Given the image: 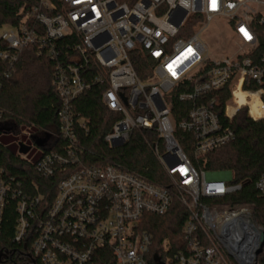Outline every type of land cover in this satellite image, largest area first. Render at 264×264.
<instances>
[{
    "label": "built area",
    "instance_id": "obj_1",
    "mask_svg": "<svg viewBox=\"0 0 264 264\" xmlns=\"http://www.w3.org/2000/svg\"><path fill=\"white\" fill-rule=\"evenodd\" d=\"M258 23L264 24V0H36L20 23L8 25L10 30L0 36L7 47L0 50V60L8 66H0V80L12 75L25 49L35 47L54 63L53 85L61 99L59 142L48 131L32 135L34 142L48 137L35 168L56 179L55 195L48 201L39 193L17 203L14 239L27 244L30 264L257 262L259 234L250 212L216 208L217 200L239 191L241 184L231 183V172L219 176L198 169L192 157L233 141L232 124L242 109L253 121L264 119ZM212 29L222 39L215 51L205 38ZM245 83L259 87L245 89ZM94 84L105 86L103 103L115 115L105 142L121 146L136 129L155 131L160 141L153 150L167 184L113 163L84 159L89 151L81 146L79 133L88 128L74 108ZM239 86L247 104L229 114ZM176 89L181 101L190 102L179 122L167 101ZM224 89L231 96L219 112L215 93ZM2 116L0 111V122ZM30 151L19 156L30 160ZM255 188L264 194V174ZM11 189L0 176V223ZM175 201L188 212L182 237L177 244L169 237L157 244L144 228L145 214L165 215ZM238 218L252 228L251 261L246 241L231 243L238 224L231 225Z\"/></svg>",
    "mask_w": 264,
    "mask_h": 264
},
{
    "label": "trees",
    "instance_id": "obj_2",
    "mask_svg": "<svg viewBox=\"0 0 264 264\" xmlns=\"http://www.w3.org/2000/svg\"><path fill=\"white\" fill-rule=\"evenodd\" d=\"M36 0H0V26L20 23L26 11ZM259 46L256 53H264V24L256 25ZM7 49L0 42V50ZM0 66L8 67L0 60ZM142 78L146 73L138 67ZM94 71V70H91ZM94 72L89 76L91 77ZM54 63L40 55L37 48L25 49L15 63L12 75L0 80L1 132H17L21 126H32L37 132L50 131L58 141V109L61 103L54 85ZM259 85L245 83L244 88H258ZM105 86L94 84L75 101V112L86 121L88 130L79 133L80 144L89 152L83 157L88 163H113L123 169L135 171L153 183L167 184V178L156 158L153 147L160 140L153 130L136 129L130 139L121 146L112 147L104 136L115 122V115L107 109L102 100ZM174 90L167 101L171 105L173 118L179 122L187 116L190 102L181 101ZM217 111H223L225 102L231 96L228 89L215 93ZM247 104V94L237 87L235 98L228 106L233 114L237 106ZM236 137L227 145L205 156L192 157L196 167L205 171H230L232 184H241L235 193L217 200L224 210L250 211L256 223L264 229V194L255 188V182L264 174V119L253 121L245 110L240 111L232 124ZM55 149L58 147L55 146ZM37 160V159H36ZM36 160H26L0 142V176L10 182L11 191L0 223V264H30L27 259V244H18L14 239L17 203L43 193L50 201L55 195V178H45L35 168ZM37 186V187H36ZM206 203L213 202L208 199ZM188 216L186 208L175 201L170 211L162 216L145 214V226L159 244L169 237L177 244L182 237L183 226ZM257 264H264V253L257 258ZM36 264H41L36 260Z\"/></svg>",
    "mask_w": 264,
    "mask_h": 264
},
{
    "label": "rangeland",
    "instance_id": "obj_3",
    "mask_svg": "<svg viewBox=\"0 0 264 264\" xmlns=\"http://www.w3.org/2000/svg\"><path fill=\"white\" fill-rule=\"evenodd\" d=\"M10 30V27L7 24H3L0 26V36L5 32ZM206 40L208 41L210 48L212 51H215L221 44L222 39L218 35L217 31L215 29H212L206 36ZM236 50L235 46H232L230 51L234 52ZM245 110L247 112V109L244 108L241 111ZM26 131L27 134H23V132ZM50 132V131H48ZM36 133L35 128H28L26 126H21L17 132H8L4 133L0 136V142L6 146H8L10 149H12L16 154L19 155V142L24 143L27 146H31L32 149L28 155V159L30 160H36L39 158V156L42 153V148L35 145V142L33 141V134ZM213 174L219 175V176H226L228 175V172L230 171H210ZM232 173V172H231ZM217 210L219 209L220 213L224 210L221 206H216ZM250 212V211H249ZM251 213V212H250ZM252 214V213H251ZM258 260V259H257Z\"/></svg>",
    "mask_w": 264,
    "mask_h": 264
},
{
    "label": "water",
    "instance_id": "obj_4",
    "mask_svg": "<svg viewBox=\"0 0 264 264\" xmlns=\"http://www.w3.org/2000/svg\"><path fill=\"white\" fill-rule=\"evenodd\" d=\"M1 135H2V132L0 131V136ZM47 138L36 139L35 145L40 147V148H43L45 143H46ZM30 149H31V146H26V145L22 144L20 146L19 151L23 154H26L30 151ZM249 215H250V222H251L252 228L255 231H257L259 234V241L256 245L255 256H254L255 258H257L263 252V249H264V229L256 223V221H255V219L251 213ZM238 264H257V262L255 261V259H253L252 262H247V261L241 260V261H238Z\"/></svg>",
    "mask_w": 264,
    "mask_h": 264
},
{
    "label": "bare ground",
    "instance_id": "obj_5",
    "mask_svg": "<svg viewBox=\"0 0 264 264\" xmlns=\"http://www.w3.org/2000/svg\"><path fill=\"white\" fill-rule=\"evenodd\" d=\"M237 224H238V226H236V228L233 230V235H234L233 238L234 239L231 240L232 241L231 243L235 242L237 244V241L241 240V239L246 241V245H244V247L246 249V252H248L247 253L248 259H250L251 255L253 254L254 249H255V244L252 243V241H253L252 228L249 226L248 223L243 222L242 219H240V218L233 221L231 226H235ZM238 248H240V247L238 246ZM251 260H252V258L250 259V261Z\"/></svg>",
    "mask_w": 264,
    "mask_h": 264
},
{
    "label": "snow or ice",
    "instance_id": "obj_6",
    "mask_svg": "<svg viewBox=\"0 0 264 264\" xmlns=\"http://www.w3.org/2000/svg\"><path fill=\"white\" fill-rule=\"evenodd\" d=\"M242 31H243V30H242ZM245 36H246V38H249V39L251 38L250 36L247 35L246 32H245ZM190 51H191V50L189 49V52H190Z\"/></svg>",
    "mask_w": 264,
    "mask_h": 264
}]
</instances>
